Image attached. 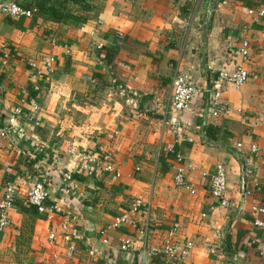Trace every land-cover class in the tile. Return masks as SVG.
Masks as SVG:
<instances>
[{
	"label": "crops",
	"instance_id": "obj_1",
	"mask_svg": "<svg viewBox=\"0 0 264 264\" xmlns=\"http://www.w3.org/2000/svg\"><path fill=\"white\" fill-rule=\"evenodd\" d=\"M1 1L36 12L0 16V55L10 51L0 74V120L16 107L25 115L21 139H0V198L5 180L17 193L0 264L138 263L171 231L173 243L194 244L181 264H264V229L255 224L262 216L254 213L264 206V18L255 13L264 0ZM50 11L68 18L56 21ZM242 39L248 80L239 90L223 87L225 112L209 116L203 94L189 112L172 113L174 75L208 89L219 70L241 62ZM34 68L41 78L32 77ZM237 144L262 153L244 165ZM98 147L112 154L117 176L76 173L61 181L60 173L83 166L79 155ZM176 155L193 193L173 183ZM218 165L227 177L223 209L209 192ZM39 176L51 185L47 203L79 218L65 232L60 215L22 203ZM121 217L126 222L112 228ZM123 241L129 250L120 249Z\"/></svg>",
	"mask_w": 264,
	"mask_h": 264
},
{
	"label": "built area",
	"instance_id": "obj_2",
	"mask_svg": "<svg viewBox=\"0 0 264 264\" xmlns=\"http://www.w3.org/2000/svg\"><path fill=\"white\" fill-rule=\"evenodd\" d=\"M217 9H220V5H217ZM35 10H26L21 8L17 3L13 1H1L0 0V16L9 17L11 19L25 18L29 19L35 14ZM256 15L259 18H264V7H260L256 10ZM55 40L51 41V46H55ZM249 51V44L247 39L240 41L238 56L241 62L236 63L231 71L219 70L216 74V78L211 83L208 89H202L198 87L192 80V77L187 74H175L171 81V94L169 101V110L176 116L182 115L185 112H189L191 109L192 101L200 97L203 94L209 95L207 103V110L209 116L212 118L217 117L219 114L225 112L224 105L219 101L222 89L225 85L230 84L236 90H239L248 80V72L244 67V61L247 59ZM10 51L7 49L2 55H0V74L3 71V67L6 65L9 59ZM47 63L50 67L55 63L54 56H49ZM42 73L38 69L32 70V77L34 79L41 78ZM34 110H38L34 107ZM25 117L21 108H14L10 111L7 119L0 120V139L15 138L21 139L23 137L22 129L18 127L19 119ZM173 125L177 124L176 119L172 120ZM240 151V160L244 165L249 163L250 157L258 156L262 151L256 146H250V148L244 152L241 144L236 145ZM82 161L83 166L75 171H64L60 173L61 181L65 184L72 182V175L79 173L86 177H96L97 175L107 174L116 175L113 168V156L112 154L103 147H98L91 153L79 155L78 157ZM175 160L178 163L173 177V183L178 188H185L193 193L191 187L186 183L185 179V167L182 165V157L179 155L175 156ZM77 168V167H76ZM243 170V174L246 177H251L252 170L248 167ZM50 184L43 176H39L35 182L29 187L28 192L23 196L22 203L26 206H32L36 209L38 214H55L60 215L63 219L61 223V229L63 232L67 230L69 223H76L79 218L74 213L62 209L57 204H48L50 198ZM2 197L0 198V236L6 230L9 225L8 212L14 206L17 200V193L14 184L10 180H5L3 184ZM210 196L217 203L219 208H226L228 205L227 196V177L225 169L222 165H218L215 169L214 174L210 178ZM141 207L139 202H136L133 208L135 212ZM211 210H214V208ZM256 215L262 216V220H258L255 224L264 229V206H258L254 209ZM126 222V217H121L115 220L112 228L118 227ZM109 230V228H107ZM105 233V231H104ZM103 233V234H104ZM103 236V235H102ZM173 231L168 235L167 240L160 249H152L150 252L145 253L138 263L128 264H148V260L151 257L162 254L163 264H181L186 257L194 249V244L191 241H185L182 244H176L172 242ZM55 235L49 233V240L53 241ZM64 242L69 243L70 235H64ZM104 245L107 244V240L102 241ZM129 242H121L120 249L122 251L129 250ZM72 249V248H71ZM90 255H93L90 252Z\"/></svg>",
	"mask_w": 264,
	"mask_h": 264
},
{
	"label": "trees",
	"instance_id": "obj_3",
	"mask_svg": "<svg viewBox=\"0 0 264 264\" xmlns=\"http://www.w3.org/2000/svg\"><path fill=\"white\" fill-rule=\"evenodd\" d=\"M37 12L38 14L40 15H46L48 14L46 10H42V9H37ZM52 14H55L54 11L53 13H49V18H52L56 21H64L66 20L68 17L66 15H62V16H57V17H53ZM32 212H35L36 213V209L34 207H32ZM163 259V255L162 254H159V255H156L154 257H151L149 260H148V264H163L161 263V260ZM141 261V260H140Z\"/></svg>",
	"mask_w": 264,
	"mask_h": 264
}]
</instances>
